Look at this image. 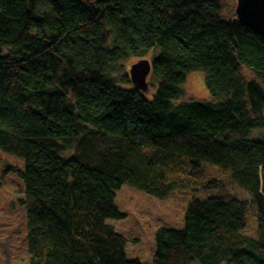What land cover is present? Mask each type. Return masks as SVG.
<instances>
[{"label": "trees", "instance_id": "obj_1", "mask_svg": "<svg viewBox=\"0 0 264 264\" xmlns=\"http://www.w3.org/2000/svg\"><path fill=\"white\" fill-rule=\"evenodd\" d=\"M230 1L0 0V150L24 160L30 264H147L108 223L125 184L217 193L157 231L152 264H264V38ZM148 56L152 97L121 65ZM192 72L217 102L177 104Z\"/></svg>", "mask_w": 264, "mask_h": 264}, {"label": "rangeland", "instance_id": "obj_2", "mask_svg": "<svg viewBox=\"0 0 264 264\" xmlns=\"http://www.w3.org/2000/svg\"><path fill=\"white\" fill-rule=\"evenodd\" d=\"M237 0L226 4L225 14H236ZM151 59V56L147 57ZM139 58H130L123 62V74H129L130 68ZM204 72H192L183 86L184 97L177 102H217L206 85ZM151 86V82L149 84ZM152 87V86H151ZM152 97L154 91L147 93ZM258 131V132H256ZM252 138L264 135V130H256ZM17 170H24V160L0 150V264H30L31 254L28 247L26 207L21 204L25 199L24 184ZM198 187L173 191L167 198L161 199L125 184L117 191L116 205L127 215L124 220H109L120 234L133 239L127 245V257L140 259L147 264L153 262L155 235L161 228L182 230L185 227V213L192 200H207L217 195L216 191H200ZM241 199L251 200L246 192L234 188ZM249 227L245 234L256 238L258 218L252 210L248 212ZM199 264V263H191Z\"/></svg>", "mask_w": 264, "mask_h": 264}, {"label": "water", "instance_id": "obj_3", "mask_svg": "<svg viewBox=\"0 0 264 264\" xmlns=\"http://www.w3.org/2000/svg\"><path fill=\"white\" fill-rule=\"evenodd\" d=\"M236 15L240 22L264 38V0H237ZM151 73V61L141 59L131 66L129 75L134 87L146 93L149 90L148 78Z\"/></svg>", "mask_w": 264, "mask_h": 264}]
</instances>
